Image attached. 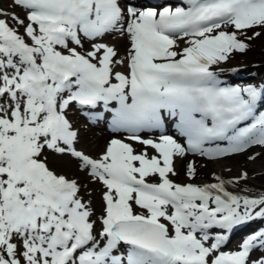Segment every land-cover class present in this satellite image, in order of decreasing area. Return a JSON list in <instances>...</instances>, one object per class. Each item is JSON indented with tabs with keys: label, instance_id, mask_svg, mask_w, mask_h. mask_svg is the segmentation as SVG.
<instances>
[{
	"label": "snow or ice",
	"instance_id": "6c2138e0",
	"mask_svg": "<svg viewBox=\"0 0 264 264\" xmlns=\"http://www.w3.org/2000/svg\"><path fill=\"white\" fill-rule=\"evenodd\" d=\"M262 37L264 0H0V264H264V227L227 247L264 190L194 182L264 156V83L223 78Z\"/></svg>",
	"mask_w": 264,
	"mask_h": 264
},
{
	"label": "rangeland",
	"instance_id": "374dc122",
	"mask_svg": "<svg viewBox=\"0 0 264 264\" xmlns=\"http://www.w3.org/2000/svg\"><path fill=\"white\" fill-rule=\"evenodd\" d=\"M256 54V55H254ZM251 55H254L255 59H250L249 57ZM224 68L226 69H231V68H239L240 71L238 73H233V72H227L224 75V79L229 81V82H238L241 81L242 83H254L256 84V79L258 78L260 72H264V48H262L261 46L255 44L252 47V49L250 51H248L246 54L244 55H239L237 54L235 57H233L227 64L223 65ZM258 68H261L258 71ZM258 71V72H256ZM264 75V73H261ZM263 76L261 75L260 78H262ZM75 119V117H74ZM86 146V147H85ZM84 147L91 152L92 154H96L95 150H93V148L89 147L87 143L84 144ZM252 151H260V149H253ZM190 158V157H189ZM240 158H246L245 154L244 156H241ZM229 160V159H228ZM186 163V161H182L179 162V160L176 161V168L177 171L179 172V175L176 177H173V179L177 180L178 182H186L187 178L184 174V172L179 171V168L181 166H184V164ZM201 164H204V160H201L199 158H197V168H198V178L194 181L196 183H202V182H208L210 181L211 177H210V173L211 169H213L212 167L214 166L213 164L207 167H200ZM53 166H56L58 168V170H64V171H71L73 173H75V168L74 166L71 167V169H69V167L66 164H62V161L59 158H53ZM260 169H263L262 172L260 174H258L257 176L254 177H250L254 182H253V190H264V165L260 167ZM230 172H223L221 173V175L225 176V177H231V175H229ZM77 175H81V178L83 179L82 174L79 173H75ZM93 187H99V186H93ZM230 190H234L233 188H230ZM235 191V190H234ZM93 201H94V206L97 208V210L99 211L100 206H101V201H100V196L99 193L97 192L94 197H93ZM260 227H264V220L262 222H255L252 224L251 226V230H249L250 232L254 229H258ZM250 232H244L242 234H239L237 237L234 236L231 241H234V239H236L235 241H238V243L236 245H232L233 242L228 243L227 247L228 248H235L244 238V236Z\"/></svg>",
	"mask_w": 264,
	"mask_h": 264
},
{
	"label": "bare ground",
	"instance_id": "6f19581e",
	"mask_svg": "<svg viewBox=\"0 0 264 264\" xmlns=\"http://www.w3.org/2000/svg\"><path fill=\"white\" fill-rule=\"evenodd\" d=\"M106 39H108L110 42L115 43L117 45V47H119L121 49V51H123L124 48V42L120 41L118 38L114 39L112 37H107ZM261 68H258V71ZM256 71V72H258ZM264 73V72H263ZM75 119L80 123L83 124L84 123V118L82 116H76ZM171 128V126H169ZM113 133L105 126L104 122H100L99 126L97 127H92L90 128L87 140L85 143L88 144L89 147L93 148V150H95V152L97 153L99 150H101L104 146V144L106 143L107 140H109L112 137ZM154 136H158V134L154 135ZM121 138H123V136L121 135ZM137 150H140L141 146L136 144L134 145ZM86 147V146H85ZM151 149H149V152L151 153ZM249 153H245V156H247ZM241 156L244 155H240V156H234L225 160H220L217 161L215 163L212 162H207L204 161V164L206 163L208 166L210 165H214L211 169L213 171L211 172H217L219 174L225 172V167H230L232 169V171L229 173V175L232 174V176H236L239 174L240 170H246L249 174V179L241 184V187H244V185L246 184L249 188H254L253 186V180L250 177H254L257 176L258 174H260L262 172L263 169H260L261 166L264 165V156H261L259 159L255 160V161H249L246 158H240ZM179 162H182L179 160ZM179 171L184 172V166H181L179 168ZM235 191H238L239 189H234ZM261 221H256L257 223L262 222ZM255 223V222H254ZM253 223L246 225L245 227L239 228L237 229L234 233H232L231 235V239L234 236H238L239 234H242L244 232H250L249 230H251V226ZM234 235V236H233ZM230 239V241H231ZM236 239H234L232 245H235L238 243V241H235ZM229 242V243H231Z\"/></svg>",
	"mask_w": 264,
	"mask_h": 264
},
{
	"label": "trees",
	"instance_id": "16d2710c",
	"mask_svg": "<svg viewBox=\"0 0 264 264\" xmlns=\"http://www.w3.org/2000/svg\"><path fill=\"white\" fill-rule=\"evenodd\" d=\"M254 42H255V44H257V45L261 46L262 48H264V37H262L259 40L254 41ZM254 55H256V54H254ZM254 55H251L249 58L252 59V60L255 59Z\"/></svg>",
	"mask_w": 264,
	"mask_h": 264
}]
</instances>
